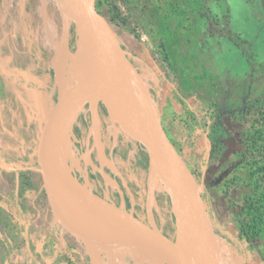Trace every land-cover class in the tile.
<instances>
[{
    "label": "rangeland",
    "instance_id": "rangeland-1",
    "mask_svg": "<svg viewBox=\"0 0 264 264\" xmlns=\"http://www.w3.org/2000/svg\"><path fill=\"white\" fill-rule=\"evenodd\" d=\"M97 6L150 91L168 138L201 182L219 234H237L244 197L264 195V0H97ZM81 24L80 9L64 0H0V264H85L83 255L91 264L84 241L55 216L38 164L39 158L44 165L41 130L58 109L63 75L62 106L71 114L61 142L64 153L71 148V160L64 155L70 172L174 241L167 191L148 158L142 162L138 136L124 125L106 79L86 65L82 81L67 72ZM213 110L219 119L207 127ZM49 142L44 132V147ZM50 182L73 208L53 174ZM136 229L124 233L132 240L101 237L146 249L142 257L119 247L113 264H165ZM196 233L191 220L186 246L199 259ZM219 238L224 264L244 258L264 264V231L251 245L242 242L244 258ZM96 262L108 264L99 251Z\"/></svg>",
    "mask_w": 264,
    "mask_h": 264
},
{
    "label": "water",
    "instance_id": "water-1",
    "mask_svg": "<svg viewBox=\"0 0 264 264\" xmlns=\"http://www.w3.org/2000/svg\"><path fill=\"white\" fill-rule=\"evenodd\" d=\"M80 9L82 23L86 26L90 51L96 71L113 83L133 115L138 130L136 140L146 150L148 160L168 193L174 214V241L145 226L148 242L166 253L172 245L179 246L178 264H186V248L179 215L175 206L184 208L196 229L202 253L195 264H224V252L215 223L202 198V187L179 150L168 138L161 113L150 91L145 87L137 69L126 56L122 43L110 21L100 12L97 0H64ZM51 118L44 122L37 153H41L43 133L50 127ZM37 155V156H38ZM38 164L45 194L59 222L75 237L89 243L95 238L125 239L113 228L92 232L83 231L68 215L61 198L49 180L42 161Z\"/></svg>",
    "mask_w": 264,
    "mask_h": 264
},
{
    "label": "bare ground",
    "instance_id": "bare-ground-1",
    "mask_svg": "<svg viewBox=\"0 0 264 264\" xmlns=\"http://www.w3.org/2000/svg\"><path fill=\"white\" fill-rule=\"evenodd\" d=\"M79 27L82 35L77 39V46L75 47V50L69 54V66L67 72L69 75L78 77L82 81L85 77V74L81 69V65H86L89 70H94L95 67L89 48L90 44L87 37L86 26L82 23L79 25ZM83 60L84 62L82 63ZM58 82V91L60 93L59 106L57 111L53 114V116H51L50 127L45 131V136L50 138V142L48 143L47 147H44L43 143L41 144V151H43L41 159L44 161V165L47 167L49 180L53 174L55 184L61 191L60 193L73 207L71 208L67 203H65L60 194L57 193L61 198L68 215L85 232L113 228L116 229L122 237L129 240H132L131 237L127 234L125 235L124 233H134L137 230L136 228H140L144 233H146L147 230L143 223H140L135 217L131 215L127 216L124 212H122V210H118L112 205L108 204L104 199L97 195L96 192L90 190L88 186H86V183L78 180L67 167L64 160V155H68L70 158L71 148L68 147L69 145L65 146V153L63 152L61 131L67 125V121L71 113L65 112V107L62 106V104L64 105L66 101L67 80H65L64 75L59 79ZM107 85L113 103L121 119L123 120L124 125L129 130L139 135L134 123L135 120L133 115L127 108L121 94L115 88L113 83L107 81ZM72 163L75 168L79 167L76 160L72 159ZM156 184L158 183L156 182ZM174 210L179 215L181 226L183 228L182 234L186 248V264H195V261L198 259L191 251L188 250L186 246V239L189 232L191 218L188 212L180 206H175ZM116 242L117 240L110 242L108 238H95L91 242L85 243V251L91 256V264H97V251L103 253V260L105 262L108 264H113L115 261L114 256L119 250V247H121V245ZM142 247L143 246L134 247L127 245L121 248H123L124 252L130 255L140 254L143 257L146 255V249L144 250ZM151 248L155 251V253L163 256L164 263L166 262L165 264H178L179 246L177 244L172 245L166 253L157 250V248L153 246ZM158 259L160 260V258H157V260Z\"/></svg>",
    "mask_w": 264,
    "mask_h": 264
},
{
    "label": "trees",
    "instance_id": "trees-1",
    "mask_svg": "<svg viewBox=\"0 0 264 264\" xmlns=\"http://www.w3.org/2000/svg\"><path fill=\"white\" fill-rule=\"evenodd\" d=\"M124 48L125 47L123 46V49ZM52 73L54 74L53 70H52ZM218 108H221V105H218ZM98 109H99V112L102 116L107 117L109 115L107 108L105 107V105L102 102H100L98 104ZM218 119H219L218 118V111L213 110V114L210 117V119L208 120V122L206 123V126L207 127L210 126L211 123H213L215 120H218ZM207 130L208 129H205V131H204L205 135L207 133ZM135 135L137 136V134H135ZM174 146H175V144H174ZM139 147H140V152L142 154L141 160L143 163H145L147 158H148L147 152L143 147H141V146H139ZM179 152H180V150H179ZM192 172H194V171H192ZM156 175H157V173H156ZM157 177L159 179L158 175H157ZM159 181L161 182L160 179H159ZM199 185L201 186V182H199ZM96 194H97V192H96ZM97 195H99V194H97ZM167 198H168V196H167ZM203 201H204V199H203ZM125 210H127V209H125ZM127 212L131 216H134L131 213V211H127ZM237 216H238V218H237V222H238L237 234L220 235L219 234L220 231L218 230V228H216V229L218 231L219 236H221V237L224 236L226 238V240H228L230 242V244L236 249V251H238L242 255V257L244 258L245 249H244L242 242H246L248 245H251L253 240L257 239V237L260 234H262L264 231V195L261 194V196H256L253 194V195H248V196L244 197L242 207L239 210ZM211 217H212V215H211ZM212 219H213V217H212ZM138 220L141 223L146 224V222H144L140 219H138ZM83 258H84L85 264H90V260H89V257L87 255H83ZM48 264H58V263L54 261V262H48ZM63 264H66V263H63ZM242 264H246L245 258L243 259Z\"/></svg>",
    "mask_w": 264,
    "mask_h": 264
}]
</instances>
